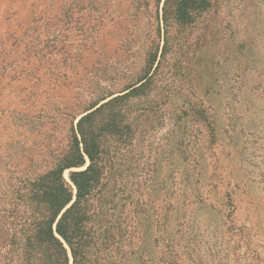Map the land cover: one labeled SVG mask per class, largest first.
Wrapping results in <instances>:
<instances>
[{"label": "rangeland", "instance_id": "1", "mask_svg": "<svg viewBox=\"0 0 264 264\" xmlns=\"http://www.w3.org/2000/svg\"><path fill=\"white\" fill-rule=\"evenodd\" d=\"M135 1L0 0V211L66 151L72 117L139 80L152 47L147 87L94 118L121 105L131 120L103 141L95 200L114 222L130 210L160 264H264V0H214L167 27L162 3L157 21L154 0Z\"/></svg>", "mask_w": 264, "mask_h": 264}, {"label": "trees", "instance_id": "2", "mask_svg": "<svg viewBox=\"0 0 264 264\" xmlns=\"http://www.w3.org/2000/svg\"><path fill=\"white\" fill-rule=\"evenodd\" d=\"M142 1H135L138 8ZM213 2L154 0L155 15L158 21L162 3L164 27L170 16L177 22L190 24L195 18L210 13ZM156 54V48L150 47L146 51L141 77L128 86L123 95L97 108L93 106L75 124L76 118H71L69 144L52 167L39 175L22 177V186L12 193L8 208L0 211L3 218L0 259L7 260L8 264H70V261L71 264H160L161 258L155 261L156 258L147 256L151 246L157 248V240L139 250L146 231H137L132 225L130 210H121L114 222L111 210L102 207L106 203L102 202V197L97 200L98 206L95 205V197L103 187L107 171L103 141L111 134L120 135L123 130H130L131 120L122 113L121 105L110 111L99 127L94 124V118L103 109L113 108L115 104L141 94L149 83L148 75ZM86 163V168L80 170ZM72 169L68 182L63 174ZM142 214L141 220L146 222L147 212L142 210ZM165 249L168 252V248ZM163 264L177 263L164 261Z\"/></svg>", "mask_w": 264, "mask_h": 264}]
</instances>
